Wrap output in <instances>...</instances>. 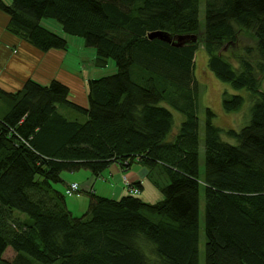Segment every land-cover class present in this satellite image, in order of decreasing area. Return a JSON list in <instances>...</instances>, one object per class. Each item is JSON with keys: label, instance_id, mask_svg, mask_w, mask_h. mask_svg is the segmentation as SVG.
Returning a JSON list of instances; mask_svg holds the SVG:
<instances>
[{"label": "trees", "instance_id": "16d2710c", "mask_svg": "<svg viewBox=\"0 0 264 264\" xmlns=\"http://www.w3.org/2000/svg\"><path fill=\"white\" fill-rule=\"evenodd\" d=\"M199 1L0 0L4 30L38 51L66 47L40 24L50 18L94 48L95 64L115 65L86 80L84 105L54 78L0 88L12 101L0 116V264H198L200 195L203 264H264V0H202V29ZM152 31L171 42L147 38ZM199 45L207 70L246 92L221 99L226 112L249 102L238 130L213 124L205 107L199 132ZM62 106L84 120L68 119ZM133 163L145 167L158 199L141 198L138 181L123 182L116 199L88 189L87 209L74 216L64 194L77 184L70 193L69 184L54 186L63 171L97 176ZM6 248L10 259L1 257Z\"/></svg>", "mask_w": 264, "mask_h": 264}, {"label": "rangeland", "instance_id": "374dc122", "mask_svg": "<svg viewBox=\"0 0 264 264\" xmlns=\"http://www.w3.org/2000/svg\"><path fill=\"white\" fill-rule=\"evenodd\" d=\"M10 0H2L4 4H8ZM202 0L199 1V28L202 29ZM6 22V16L0 12V39H3L1 33L4 30V24ZM40 24L47 27L50 30L57 32L62 35L66 39V54H65V62L70 68L76 70L79 75V78H82V81L86 82L89 78H96L104 75L112 74L115 71V65L112 59L104 58L99 63L95 64V51L94 48L85 46L80 37L65 35L59 28L58 24L50 18H42L40 19ZM193 75L197 82L198 91H197V116L199 118V132L202 130V118H203V110L205 107H208L213 113L214 117L212 119L213 124L216 126L227 129L232 128L234 130H238L242 127L248 119V106L249 102L245 99L241 107L235 112H226L221 107V99L223 94H240L245 96L246 92L243 89H234L229 84L225 82L219 81L210 71L206 68V54L203 49L198 46V48L194 52L193 58ZM81 80V79H80ZM77 79L76 82H80ZM70 96L71 100L84 105L85 103V93L81 92V88L77 86L70 88ZM259 89L264 92V75L260 80ZM83 91L85 89L82 88ZM12 101L11 99L5 98L0 95V116L8 111L10 108ZM65 107H59L58 110L61 113L65 114V117L68 119L78 118L79 121L84 120V116L80 115L70 109L64 110ZM174 121L177 122L180 119V115L177 112H172ZM222 139L233 142L231 138L226 135H221ZM199 170H202V160H203V149L201 143V137L199 141ZM139 169H141L140 165H137ZM145 167L143 166V170ZM123 174H125L123 172ZM60 177L63 180V183H55L54 186L61 191H64L63 185L64 183L69 184L70 182H74L78 186V191L64 194L66 207L70 210L72 215L80 216L86 209L88 205V197L85 194L87 189L83 188L81 185L85 182H91L93 179L92 175L86 169H78L75 171H63L60 173ZM124 181L126 180L123 177ZM97 180V179H96ZM126 182V181H125ZM95 185V189L97 191L100 189L98 183L92 184ZM122 188L121 182L118 184ZM150 187V186H149ZM151 190L157 192L156 189L150 187ZM98 195H108L105 192H97ZM102 193V194H99ZM105 193V194H103ZM150 194L149 191H146V187L142 193L144 198L148 197ZM159 194V193H157ZM151 195V194H150ZM160 196V194H159ZM105 197V196H104ZM152 197V196H150ZM110 198V197H109ZM199 215H198V241H197V250H198V264H203V244H204V235H203V205H202V197H199ZM152 199L151 201H153ZM17 216L21 217L20 214ZM23 216H25L23 214ZM13 255V252L10 248H6L2 253L1 257L3 259H10Z\"/></svg>", "mask_w": 264, "mask_h": 264}, {"label": "crops", "instance_id": "0c3cea01", "mask_svg": "<svg viewBox=\"0 0 264 264\" xmlns=\"http://www.w3.org/2000/svg\"><path fill=\"white\" fill-rule=\"evenodd\" d=\"M2 31L1 36L3 39H0V88L2 90L15 91L26 78L33 79L41 84H46L50 79L54 78L68 86L69 94L70 88L75 86L81 88V92L85 93L82 88L86 90V82L82 81V78H79L76 70L66 65V49H50L41 52L7 33L5 30ZM77 79H81L80 82H76ZM137 165L140 164L133 163L124 171L117 164H111L99 175H92L93 180L91 182L85 181L81 186L87 190H92L97 195V192H105L108 195L100 196L116 199L124 194L123 177H125L128 183L137 181L141 183L139 195L141 198L146 201L158 199L159 194L150 188L153 186L147 180L146 170H143V166L141 165V169H139ZM120 182L122 188L118 186ZM95 183H98V186H100L98 190L102 191L95 189V185H92ZM145 187L146 191L148 190L151 194H148L146 198L142 196Z\"/></svg>", "mask_w": 264, "mask_h": 264}, {"label": "water", "instance_id": "95a60500", "mask_svg": "<svg viewBox=\"0 0 264 264\" xmlns=\"http://www.w3.org/2000/svg\"><path fill=\"white\" fill-rule=\"evenodd\" d=\"M147 38L152 39V38H158L160 40H163L165 42H171V39L168 38L165 34L161 33L160 31H152L147 34ZM178 41H181V38H177ZM174 44V43H173Z\"/></svg>", "mask_w": 264, "mask_h": 264}, {"label": "built area", "instance_id": "2783aa9c", "mask_svg": "<svg viewBox=\"0 0 264 264\" xmlns=\"http://www.w3.org/2000/svg\"><path fill=\"white\" fill-rule=\"evenodd\" d=\"M76 188H77V186H76V184H74V183H71V184H69V186H68V188H67V193H70L71 191H75L76 190ZM129 193H135L136 191L134 190V189H132V188H130L129 190Z\"/></svg>", "mask_w": 264, "mask_h": 264}]
</instances>
